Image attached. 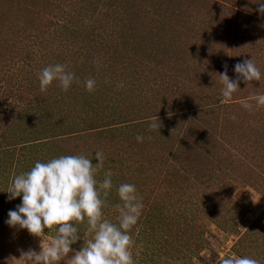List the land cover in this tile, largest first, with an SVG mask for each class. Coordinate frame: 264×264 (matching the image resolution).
Segmentation results:
<instances>
[{
    "label": "rangeland",
    "instance_id": "1",
    "mask_svg": "<svg viewBox=\"0 0 264 264\" xmlns=\"http://www.w3.org/2000/svg\"><path fill=\"white\" fill-rule=\"evenodd\" d=\"M258 8V0H0V168L12 163L0 193L36 161L101 151L96 178L110 170L113 186L135 184L142 197L129 233L135 264H219L230 253L264 264V107L241 106L264 93V79L240 82L221 103L219 76L226 65L236 79L235 64L251 57L264 73ZM57 63L80 82L41 92L38 73ZM88 78L96 87L80 94L85 106L72 96ZM20 203L0 200V264H24L22 252L54 235L7 225ZM78 227L77 251L91 238Z\"/></svg>",
    "mask_w": 264,
    "mask_h": 264
},
{
    "label": "clouds",
    "instance_id": "2",
    "mask_svg": "<svg viewBox=\"0 0 264 264\" xmlns=\"http://www.w3.org/2000/svg\"><path fill=\"white\" fill-rule=\"evenodd\" d=\"M258 4L259 13L264 15V0H258ZM234 72L236 79H230L225 65V71L219 74L221 103L233 99L240 82L249 85L264 79V73L252 57L235 64ZM38 81L41 92H46L54 82L65 92L74 82H80L74 72L59 63L42 68ZM84 86L91 93L95 90L96 81L88 78ZM241 106L248 111L264 107V93L251 95L241 102ZM157 120L154 117L149 127L159 128ZM136 139L142 142L144 138L137 135ZM93 158L97 163H92ZM93 158L78 154L60 155L46 162L36 161L29 171L12 179L6 192L8 199L20 197L21 203L8 212L6 224L26 229L37 237L44 236L45 229L54 233L47 243L42 245L41 242L39 252L32 249L22 252L19 260L24 264H61L62 261L64 264H135L129 233L141 217L142 197L138 195L135 184L121 183L115 189L119 198V203L114 206L118 212L117 223L105 219L103 209L113 189L112 173L109 170L103 180H98L97 173L104 168L105 157L97 151ZM81 223L86 224L84 234L91 238L77 251L72 245L82 239L78 227ZM219 264H259V261L230 253Z\"/></svg>",
    "mask_w": 264,
    "mask_h": 264
},
{
    "label": "trees",
    "instance_id": "3",
    "mask_svg": "<svg viewBox=\"0 0 264 264\" xmlns=\"http://www.w3.org/2000/svg\"><path fill=\"white\" fill-rule=\"evenodd\" d=\"M92 50H93V48L91 49V50H89V51H91L92 52ZM84 86H81V85H77L76 87H74V89L75 90H78V93H77V96H72L71 98H72V100H75V98L77 97V98H79V99H81L82 101H83V103H84V100L81 98V95L80 94H85V91H86V88L84 87ZM170 88H172L173 89V87H170ZM74 90V91H75ZM81 90H82V92H81ZM179 90H180V88H179ZM76 92V91H75ZM81 92V93H80ZM87 92V91H86ZM86 104V101H85V103H84V105ZM86 106V105H85ZM92 110H94V107H93V109ZM111 123H114V122H111ZM12 172V163H5L1 168H0V182L2 181V182H4L3 181V179L4 180H8V178H9V175H10V173ZM120 184H118L117 186H113V189H112V191H111V193H110V195H109V197L108 198H113L115 201L113 202V204H111L110 203V199L109 200H107V206L109 207V206H112L113 207V209H115V205L117 204V203H119V200H118V198H115V195H116V187H118ZM2 186V185H1ZM0 186V187H1ZM3 192V193H2ZM7 192V187L6 188H3L2 189V191H1V196H0V200L1 201H6V197L7 196H9V194L8 193H6ZM113 197H112V196ZM107 206L103 209V211L105 212L106 210L105 209H107ZM161 214L159 213V212H157L155 215H154V218L156 219V218H161ZM159 218V219H160ZM1 219V218H0ZM0 222H1V220H0ZM115 223H117V222H115ZM159 228H161L160 230H164V228L163 227H161V226H159ZM152 229H154V228H152ZM167 237H169V235H167ZM163 239V242L165 243V244H167V240L164 238V237H162L161 238V240ZM139 241L141 240V233H139V239H138ZM187 249H188V247H187ZM145 260L146 259H144L143 261V263L145 264Z\"/></svg>",
    "mask_w": 264,
    "mask_h": 264
}]
</instances>
